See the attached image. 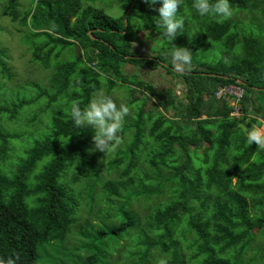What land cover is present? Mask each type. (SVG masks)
<instances>
[{
	"label": "trees",
	"instance_id": "trees-1",
	"mask_svg": "<svg viewBox=\"0 0 264 264\" xmlns=\"http://www.w3.org/2000/svg\"><path fill=\"white\" fill-rule=\"evenodd\" d=\"M123 1H127L124 18L128 25L137 14L136 8L130 10L133 1L141 10L146 9L149 24L158 16L157 4ZM259 1L230 3L239 13L251 11L252 23L254 13L264 5ZM183 3L195 13L193 23L200 25L192 40L178 36V30L169 41L154 27L170 50L163 54L162 50L154 59L125 61L127 56L136 55L126 43L129 28L124 21H110L96 9L93 12L84 7L82 0H31L32 8L24 15L17 0H7L3 16L21 26L22 41L29 44L28 35L43 40L37 46V64L48 69L54 55L59 62L61 56L55 52L60 47L63 52L76 44L84 57L78 62L76 54L74 61L59 62L52 93L40 88L39 95L30 98L27 91L38 86L16 84L18 74L8 69V51L0 46V81L14 80L18 91L17 101L0 107V257H19L17 264H47L40 262V248L68 244L67 236L76 228H72L74 215L81 205L70 198L68 188L94 181L103 187L91 196L96 202L90 213L86 214L87 207L80 211L75 239V244H92L90 252L84 261L70 264H116L114 254L110 260L106 257L111 244H143L148 252L156 248L162 254L151 263L152 256L147 253L135 264H159L161 259L167 264H184L181 244L190 233L200 257H207L201 264H242L257 238L255 231L264 230V149L255 143L249 146L246 132L238 127L247 119L248 128L261 126L264 120V38L242 30L237 21L200 17L191 6L192 0ZM76 8L83 11L65 28L71 9ZM210 42L228 52L239 49L241 56L236 63L224 58L213 64L195 60L197 66H192V52L198 55ZM174 46L191 51L190 65L175 66ZM30 48L33 52L32 45ZM156 60L181 72L176 75L186 87L185 101L179 102L170 89L175 93V104L168 101L174 108L166 100L161 104L156 96L165 93L154 92L151 84L131 80L124 73V63L156 70ZM104 69L111 70V78L103 75ZM99 79L134 87L133 92L143 88L157 103L148 114L147 102L139 108L131 125L136 129L132 141L107 162L105 175L100 174L92 156L94 129L75 127L70 115L73 103L83 109L100 90ZM232 85L244 90L241 119L232 116L227 100L215 97L220 88ZM147 100L151 99L145 97ZM32 106L37 111L22 117L21 113ZM160 106L167 113L169 107L174 110L173 116L163 114ZM45 113L47 128L41 117ZM18 115L22 117L18 122L21 131L30 127L25 130L26 137L19 134L20 129L15 134L2 129ZM127 131V127L121 129L122 141ZM87 216L94 223L86 220Z\"/></svg>",
	"mask_w": 264,
	"mask_h": 264
},
{
	"label": "rangeland",
	"instance_id": "rangeland-1",
	"mask_svg": "<svg viewBox=\"0 0 264 264\" xmlns=\"http://www.w3.org/2000/svg\"><path fill=\"white\" fill-rule=\"evenodd\" d=\"M17 1L18 8L23 15L32 8H29L31 0ZM82 1L83 4L86 5L84 7H87V9H91L93 12L97 11L96 13H102L105 17H108L110 21H124V23L126 24V28H129L128 36L126 37V43L129 44L130 52L136 55L134 57L132 55L127 56L125 61L131 59L145 60L148 58H153V56L154 58H156V56H158L162 50V54L165 50H170V48L166 47L167 44H165L163 37L159 36V30L154 32V22L152 24H149V22L146 21V9L142 7L141 10V6L139 4H135V1H133V5L131 6L130 10L136 8L135 12L137 14L134 18L130 19L129 25L128 19L126 20L124 18V16L127 15V13L125 12L127 1ZM259 2H264V0H260ZM259 2H257V8ZM143 3H146V0H144ZM6 5L7 0H0V46H2L3 48L5 47L8 51V56L7 58L5 57V62L8 64V69H10L11 71L15 70L17 72L18 81L16 84L20 87L23 86L25 83H30L38 86L27 91L28 97L33 98L39 95L40 88L47 91L49 90L50 93H52L51 87L54 74H56L55 69L60 63L65 64L76 59L75 47L74 49L68 48L63 52H60V47V49L55 52L56 55L60 54L61 56V58L59 59L60 63L56 61L54 55L53 58H51L50 60L48 69L43 68L35 61V56L38 53L37 46H40L43 40L34 39L33 37H30V35H28L29 44L25 43V41H22V33L20 31L23 29L21 28V26L19 24L12 23V21L8 17L3 16ZM157 5L159 7L161 6L159 3H157ZM185 8L184 3H182V7L179 10V14H181L179 16L183 17L185 21L183 27L181 29H178L181 33L178 36H188L189 41H191L194 33L200 29V25L197 22L193 23L195 13H191L190 10H187ZM81 10L82 9L79 8L71 9L70 14L67 20L65 21V28H67L73 23L74 20H76ZM254 15L256 16V18L252 23H250L253 18V13L251 11L239 13L236 8H233V16L225 21H237L240 23V28L242 30L252 32L256 37L264 38V5H262L260 10L254 13ZM30 45H32L34 48L33 52L31 51ZM206 47L207 48L205 49L201 48L199 50L198 55L192 52V66H197L195 60H200L207 64H213L224 58H227L228 63H236L241 56L239 49H237L236 51L228 52L227 49L220 44L210 42L207 44ZM82 54H84V52ZM156 63V70H153L146 66H135L129 63H124L123 70L124 73L128 75V77H132L131 80L134 79L138 81L141 79L147 84H151V87L153 88L152 91L158 93H165L156 94V96L160 100H162L160 102L161 104L163 100L168 101V99L173 100V103L175 104V101L172 98V94L175 95V93L179 102L185 101L186 87L184 88L185 85L181 83L182 81L178 79L179 76L176 75V72H181L176 69L173 70V68H171L170 65L167 63H162L158 60H156ZM175 66L177 68H180L179 64H175ZM168 68H171L172 70H168ZM168 71H171L172 74L169 75ZM102 73L107 79L111 78L109 76L111 73L110 69H104L102 70ZM100 81V90H103L107 94L112 95L118 104L124 103L129 109L128 115L126 116L122 127V130L127 127L128 131L125 134L124 140L119 146L116 147L115 151L106 153V156L103 157V155H101L102 152L94 150V147L92 148V156L94 157V161L98 164L99 172L100 174L105 175V171L107 170V162L115 158L116 154L126 148L132 141L136 129H133L131 125L134 120L137 119V113L139 108L142 107L144 102H147L145 111L148 114L150 110H152L153 106H155V104L157 103L154 95L150 94L143 88H140L136 92H133L132 89L134 90V87L131 89L130 86H122L118 83L110 84V82L102 79H99V84ZM13 83L14 80L9 79H7L6 81H0V107H10V104L13 100H18V91L14 89ZM170 89H173L175 93L173 90ZM145 97H149V100L151 99L150 102L148 100L145 101ZM136 98L140 99L141 101L134 102ZM168 102L172 103V101ZM173 103L170 104L171 108L175 107ZM170 107L168 108L169 113H167L166 109L162 106H160L159 110L168 117L173 116L174 110H172ZM27 111L29 113H27ZM27 111L21 113L22 117L24 115V117H31L32 114L37 111V107L32 106L30 110ZM46 116L47 113L41 116L42 120L45 121L44 128H47L49 122ZM22 117L18 115L12 123L6 125V128L2 126V129L6 133L15 134L16 131L20 129V125L18 126V122L22 119ZM6 124H8V122H6ZM29 129L30 127L24 126L22 131L20 129L18 132L22 135L25 134L26 137L25 130ZM61 184H64L63 180H61ZM102 187L103 183H95L94 181H92L84 184L71 186L70 188H68V194L70 198L74 201H79L81 205V207L76 210V213L74 215L76 221L73 223L72 228L76 226V228L73 229L75 231L73 235L68 234V244H50L45 247H41L39 250L40 262H45L47 264H70L79 263L85 260V258L90 252L88 247L92 244H75V239L78 236L77 232L80 225L77 224V218L83 207H87V215L90 213L89 208L95 207L94 205L96 199L91 198V196L97 194L98 189H101ZM139 212L142 213V210L140 209ZM85 219L94 223V220H92L90 216H87ZM255 234L257 238L247 250V254L243 257L242 264H264V239L261 240L264 235V230H256ZM194 239L195 238L193 234L190 233L187 235V241L181 244V256L184 261V264H201L207 258L206 256L200 257V252L198 250L197 245L193 244ZM70 241L73 244H71ZM147 253L152 256L151 263H153V260H155L156 262L159 258L162 257V254L160 253L159 249L155 248L151 252H148L147 247H145L143 244H111L110 248L106 250V257H108V260H110L109 256L114 254L113 261H117L116 264H135L139 263L141 260H144V256ZM140 264H146V262L144 261Z\"/></svg>",
	"mask_w": 264,
	"mask_h": 264
},
{
	"label": "clouds",
	"instance_id": "clouds-1",
	"mask_svg": "<svg viewBox=\"0 0 264 264\" xmlns=\"http://www.w3.org/2000/svg\"><path fill=\"white\" fill-rule=\"evenodd\" d=\"M146 3L161 5L156 9L158 16L154 24L169 41H172L178 29L184 25V18L179 16L183 0H146ZM191 6L200 17L215 19L218 22H223L233 16L230 0H192ZM173 60L179 65L188 66L191 64V51L174 46ZM128 112L129 109L124 103L118 104L112 95L103 90L96 91L83 109L76 103H73L70 109L75 127L94 129V150L103 154L115 151L116 147L121 144L122 138L119 134ZM245 135L249 146L255 143L264 149V130L260 127L248 128ZM18 260L19 257H8L7 259L0 257V264H17ZM159 264H167V261L161 259Z\"/></svg>",
	"mask_w": 264,
	"mask_h": 264
},
{
	"label": "built area",
	"instance_id": "built-area-1",
	"mask_svg": "<svg viewBox=\"0 0 264 264\" xmlns=\"http://www.w3.org/2000/svg\"><path fill=\"white\" fill-rule=\"evenodd\" d=\"M215 96L219 100H230L235 107L234 116H239L241 101L244 97V90L240 86L222 87L216 92Z\"/></svg>",
	"mask_w": 264,
	"mask_h": 264
},
{
	"label": "water",
	"instance_id": "water-1",
	"mask_svg": "<svg viewBox=\"0 0 264 264\" xmlns=\"http://www.w3.org/2000/svg\"><path fill=\"white\" fill-rule=\"evenodd\" d=\"M135 4H136V1H135ZM91 34V33H90ZM75 51H76V54H77V60L78 62L81 61L82 57H83V54H82V49L79 45L76 44L75 46ZM166 67V66H165ZM248 124H249V120H246L244 123H241L238 127L239 129H241L243 132H246L247 128H248Z\"/></svg>",
	"mask_w": 264,
	"mask_h": 264
},
{
	"label": "crops",
	"instance_id": "crops-1",
	"mask_svg": "<svg viewBox=\"0 0 264 264\" xmlns=\"http://www.w3.org/2000/svg\"><path fill=\"white\" fill-rule=\"evenodd\" d=\"M182 86V85H181ZM227 100V99H226ZM229 103H228V105L231 107V108H233V114H232V116L233 117H235V118H237V119H241V118H243V113H242V105H240V110H239V116H234V113H235V107H234V105L232 104V102L230 101V100H227ZM242 104V103H241ZM247 120H249V119H247ZM261 122H262V125L261 126H254V127H260L261 129H264V120H261ZM242 123H244V122H242ZM249 123H250V120H249ZM240 125V124H239ZM248 127H249V124H248ZM248 129V128H247Z\"/></svg>",
	"mask_w": 264,
	"mask_h": 264
},
{
	"label": "flooded vegetation",
	"instance_id": "flooded-vegetation-1",
	"mask_svg": "<svg viewBox=\"0 0 264 264\" xmlns=\"http://www.w3.org/2000/svg\"><path fill=\"white\" fill-rule=\"evenodd\" d=\"M169 74V73H168Z\"/></svg>",
	"mask_w": 264,
	"mask_h": 264
}]
</instances>
